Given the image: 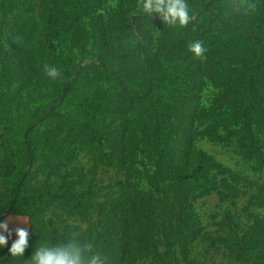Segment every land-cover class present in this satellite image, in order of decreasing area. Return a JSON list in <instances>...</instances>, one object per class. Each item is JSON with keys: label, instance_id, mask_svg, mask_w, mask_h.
Returning <instances> with one entry per match:
<instances>
[{"label": "rangeland", "instance_id": "obj_1", "mask_svg": "<svg viewBox=\"0 0 264 264\" xmlns=\"http://www.w3.org/2000/svg\"><path fill=\"white\" fill-rule=\"evenodd\" d=\"M186 2L180 26L143 0H0V219H23L25 260L75 233L106 264H264V50L247 42L264 0Z\"/></svg>", "mask_w": 264, "mask_h": 264}, {"label": "clouds", "instance_id": "obj_2", "mask_svg": "<svg viewBox=\"0 0 264 264\" xmlns=\"http://www.w3.org/2000/svg\"><path fill=\"white\" fill-rule=\"evenodd\" d=\"M142 10L148 15L157 14L163 22L170 25L185 26L191 19V13L186 0H143ZM196 57H203L206 48L201 41H194L189 48ZM47 75L55 79L59 72L56 68L47 69ZM8 224L0 223V249H7V254L13 258L25 260L28 245L29 230L18 228L15 231L16 239L9 244ZM27 264H106V257L93 252V244L81 240L73 233L67 239L60 237L45 240L34 245L31 255L25 260Z\"/></svg>", "mask_w": 264, "mask_h": 264}, {"label": "trees", "instance_id": "obj_3", "mask_svg": "<svg viewBox=\"0 0 264 264\" xmlns=\"http://www.w3.org/2000/svg\"><path fill=\"white\" fill-rule=\"evenodd\" d=\"M205 6L206 5H203V7H205ZM238 14H239V16H241V18H244L243 14L240 11L238 12ZM247 42L248 43L252 42L255 46L264 50V40L259 38V37H254L252 34H250ZM151 60H152L151 57L148 56V54H146V52H145L143 54V67H144V72H145L146 78L148 80H150V78H151ZM101 67L104 68V70L108 74V76L114 81V83L117 85V87L123 93H125L129 96L134 95V93H132L131 91H128L126 89L122 80L120 79L118 74L112 68L108 67L105 64H102ZM72 82H73V77H69L65 90L70 88V85L72 84ZM34 124H35V122H31L29 124V126L27 127V130H26V136L27 137L25 138V145H26L29 156H31V154H32V143H31V140L28 138V134L31 132ZM167 169H172V168L168 165ZM169 174H174L175 178L177 180H180V181H196L197 178L200 177L198 170L193 171L191 174H186V173L180 172V171H175V173L171 172ZM20 188H21V180L19 179L16 183L15 192L16 191L18 192L20 190ZM11 208H12V205H11V203H9V207L7 208V210H9V212H10ZM9 212L6 214H10ZM9 244H11V243H9ZM10 259H11V256L7 254V249L6 248L0 249V264H8ZM168 264H187V263L177 261V262L168 263Z\"/></svg>", "mask_w": 264, "mask_h": 264}, {"label": "crops", "instance_id": "obj_4", "mask_svg": "<svg viewBox=\"0 0 264 264\" xmlns=\"http://www.w3.org/2000/svg\"><path fill=\"white\" fill-rule=\"evenodd\" d=\"M0 223H7L8 224L9 231L2 233V234L8 236L9 243H12V241L16 239V236H15L16 229L25 228L24 223H23V219L21 217H18V216H16V217L8 216L4 219H0Z\"/></svg>", "mask_w": 264, "mask_h": 264}]
</instances>
